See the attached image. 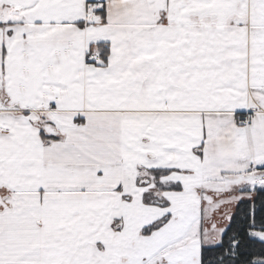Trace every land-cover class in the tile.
I'll list each match as a JSON object with an SVG mask.
<instances>
[{"label":"snow or ice","instance_id":"1","mask_svg":"<svg viewBox=\"0 0 264 264\" xmlns=\"http://www.w3.org/2000/svg\"><path fill=\"white\" fill-rule=\"evenodd\" d=\"M0 264H264V0H0Z\"/></svg>","mask_w":264,"mask_h":264}]
</instances>
